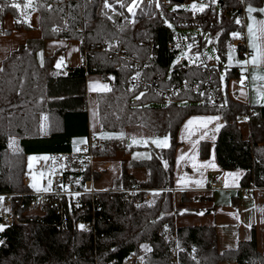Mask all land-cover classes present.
<instances>
[{
    "label": "trees",
    "instance_id": "obj_1",
    "mask_svg": "<svg viewBox=\"0 0 264 264\" xmlns=\"http://www.w3.org/2000/svg\"><path fill=\"white\" fill-rule=\"evenodd\" d=\"M1 1L2 16L12 13L17 26L23 25L22 9L11 7L13 0ZM248 1L251 7L264 3ZM108 3L111 7L105 6V0H34L42 36L20 44L0 67V192L15 194L12 203L17 215L0 230V264H122L133 253L141 255L142 264H220L226 259L264 264L256 227L247 240L220 250L216 225L175 223L172 191L176 186V148L181 142L178 131L185 118L198 112L224 114L216 143L220 164L229 170L246 168L241 179L244 186H264V105L242 103L225 95L222 104L212 105L205 95L189 89L173 100L164 99L155 85L168 87L184 77H203L208 71L173 64L175 52L170 50L169 42L175 31L165 22V14L171 17L167 8L158 9L151 1L143 0L129 12L132 0ZM66 15L70 21L67 25ZM56 25L64 27L58 31ZM238 28L236 19L223 20L212 28L223 60ZM51 37L81 39L82 48L87 50L84 63L68 66L67 70L57 68L62 50L40 61L38 53L46 38ZM107 41L116 44L107 49L103 47ZM132 54L135 57H130ZM135 61L140 67L134 66ZM218 62L213 76L220 81L222 61ZM228 70L229 77L240 73L236 66ZM91 72L115 79L110 90L99 94L104 130L119 133L128 125L141 123L159 135L168 134L171 144L151 147L148 159L123 160L124 172L116 180V188L94 195L89 191L66 194L62 206L48 204L44 214L30 213L35 190L26 182L27 156L72 154V138L90 133L87 78ZM134 72L142 73L149 81L145 92L128 87L127 79ZM245 114L252 125L249 138L243 136L239 124ZM45 120L47 136L43 135ZM104 140L106 146L95 148L94 154L115 155L127 146L113 135ZM208 146L209 142L204 141V156L209 155ZM134 166L146 167L147 180L133 176L130 167ZM64 174L85 188L86 181L97 173L87 166L79 171L65 170ZM87 221L94 228H81Z\"/></svg>",
    "mask_w": 264,
    "mask_h": 264
},
{
    "label": "crops",
    "instance_id": "obj_2",
    "mask_svg": "<svg viewBox=\"0 0 264 264\" xmlns=\"http://www.w3.org/2000/svg\"><path fill=\"white\" fill-rule=\"evenodd\" d=\"M26 2L28 0L17 1L21 5L20 9L24 8L23 5ZM252 8L255 10L252 11L253 15L248 17L246 24L248 28V46L252 50L249 59L250 67L247 66L248 70H246L248 60L246 61L241 56V60L238 59L228 66V68L236 66L240 73L229 77L228 73L230 71L227 68L228 71L225 78L220 79V81L223 84V93L226 98L233 97L242 103L245 102L256 106L257 104L264 105V12L259 11V9L264 8V3ZM22 14V18L24 20L27 19L29 21L27 23L30 26L26 22L23 25L17 26L18 24L12 13H8L5 16V32H0V38H6L8 41L12 39V42H9L7 48L0 49V67L3 66L2 64L6 56L18 48L20 44L27 41V39L42 36L40 13L35 11L32 6L31 8H27L26 11L25 8L22 9ZM250 25L252 27L251 34L249 33ZM13 34L16 36L13 37ZM253 44H255V48ZM61 50V58L63 57L61 66L67 64V66L74 67L75 65L84 63V48H82L81 40L77 38H46L44 47L38 53V56L40 61H43L44 57ZM254 56L256 57L255 63L252 62ZM88 75L87 95L90 133L72 138V154H48L50 157L58 156V162H55L57 163L55 164L54 160L49 158L47 159L48 161L43 162V165L48 164L54 168L55 173H57V168H61L63 169L61 172H65V170L79 171L88 166L90 172L97 173L88 179L91 186L96 191H106L117 187L116 180L120 179L124 172L123 160L148 159L152 154L151 147H165L163 145L157 146L154 141H164L167 138L166 146L170 145L171 141L168 134L159 135L155 130L141 123L128 125L125 128L126 130L119 133L104 130L101 121L99 94L108 91L104 90L103 86L106 85L110 90L112 85L105 78V75H102L100 72H91ZM241 81L243 82L241 83ZM223 115L221 112L193 113L185 118L180 126L178 139L181 142L176 148V186L172 188L174 206L177 211L175 223L177 225L190 226L196 224L216 225L220 250L229 247L234 248L240 240H247L252 236L253 227H256L258 248L264 253V186L256 187L251 193L244 196L240 192V186L243 185L241 179L245 174L246 168L238 167L229 170V168H225L220 164L217 158L218 154L216 153V143L220 129L224 126L225 118ZM208 117H218V119H205ZM189 120L193 122L186 128L185 125L188 124ZM239 124L242 127L243 136L249 138L252 128L249 116L245 114L240 117ZM43 132L44 136L49 135L46 120L43 124ZM92 134H99L104 139L106 136H116L119 140L126 143L127 146L120 148L115 155L104 157V155L94 154L92 161L87 164L83 163L77 152L81 144ZM204 141L209 142L208 156H204L201 153ZM14 146H17V143ZM134 146L138 147L134 148ZM73 156L75 158H72ZM68 158L72 161H69ZM130 171L137 179L147 180L148 170H146L145 166L130 167ZM212 180L220 181V186H212ZM26 182L36 190L31 185L28 175ZM8 205L10 204L8 203ZM31 212L36 215L45 213L40 208H33ZM0 216L6 218L3 212H0ZM146 247L147 249L149 248L147 244L144 245L145 250H147ZM220 264L240 263L237 260L226 259L222 260Z\"/></svg>",
    "mask_w": 264,
    "mask_h": 264
},
{
    "label": "built area",
    "instance_id": "obj_3",
    "mask_svg": "<svg viewBox=\"0 0 264 264\" xmlns=\"http://www.w3.org/2000/svg\"><path fill=\"white\" fill-rule=\"evenodd\" d=\"M87 1V0H85ZM143 0H137V4L142 2ZM154 3V5L158 9H170L171 5L174 4L175 1L184 2V0H147ZM207 1V5L203 8V11L193 10V9H182V8H174L170 10L171 17L173 20L182 28L195 29V31H188L185 33L177 32L173 34V37L170 44V50L175 52V57L179 55V60L176 64L179 65L180 68L186 67H196L198 69L202 68L205 71H208V74L203 77H184L181 81L173 83V85H169L168 87H158L155 85L158 94L161 95L166 100H173L177 95L182 93L184 90H193L198 92L200 95H205L206 98L210 101L209 103L215 105L216 103L222 104L225 101L224 93H223V84L221 81H217L213 74L215 73L216 67H218L219 62L217 58L211 57L206 52L207 40L211 38L213 43L217 46L216 37L212 34V28L216 23H221L223 20H232L236 19L239 21L240 29H237L235 38L231 40L234 42V46L237 47L239 55L247 58L248 64L250 67L249 59L252 54V50L250 49L249 42L247 41L248 36V28L246 26L247 19L251 15L252 12L248 11L249 1L248 0H240L239 4H235L230 2L229 0H205ZM0 8H2V1L0 0ZM198 8V9H199ZM2 11H0V32H4L5 29V16H2ZM184 12H187L184 14ZM64 21H66V25L70 23L68 19V15L64 17ZM63 25H56L54 29L60 31L63 29ZM82 25H79V28H82ZM81 40V39H80ZM117 42V40H116ZM116 42L107 41L104 43L103 47L107 49H112V43L116 44ZM191 45V47H189ZM216 46V47H217ZM218 49V48H217ZM84 57L87 55V50L83 51ZM130 57H135V54H132ZM137 61V60H136ZM135 61V62H136ZM135 67H140L138 62L135 63ZM63 69L67 70V64H63L61 66ZM243 73V72H242ZM109 83L114 85L115 79L114 76H111L109 79ZM149 81L144 77L142 73L134 72L131 73V76L127 79V85L131 90H143L145 92L148 89ZM105 140L103 136L99 134H92L88 136V139L81 144L78 149L77 155L82 160L83 163H89L92 161V156L94 155L93 150L95 148L105 147ZM220 181L212 180V186H220ZM86 187L81 188L78 186L77 181L68 180L66 174L60 172L55 176L53 188L52 190H38V192L33 191L32 197L30 199L31 205H29L28 211L32 213L33 208L42 209V211L46 212L45 205H60L64 203L63 197L66 194H80L82 192L89 191L92 195L96 194V190L93 186H91L90 181H86ZM257 185L249 184V185H241L240 192L244 194V196L251 193ZM14 193L8 192H0V197H6L12 203ZM14 205V203H12ZM16 212L14 207L12 206V211L10 214L6 215V221L11 224L16 217ZM83 226L86 229H92V222H84ZM176 257V256H175ZM178 260V258H174ZM122 264H141V257L138 254L133 253L131 256L127 257Z\"/></svg>",
    "mask_w": 264,
    "mask_h": 264
},
{
    "label": "rangeland",
    "instance_id": "obj_4",
    "mask_svg": "<svg viewBox=\"0 0 264 264\" xmlns=\"http://www.w3.org/2000/svg\"><path fill=\"white\" fill-rule=\"evenodd\" d=\"M27 3V2H26ZM195 4L196 8L198 9L199 7H204L207 5V1L205 0H184V2H178L175 1L173 5H171L170 10L174 9V8H182L184 9H193L192 5ZM137 6V5H136ZM24 7V5H23ZM135 7V6H133ZM24 9V8H22ZM26 11V9H25ZM166 17V24L169 26L170 29L177 31V32H188V31H195V29H189L187 27L182 28V26H179L172 17H168L166 14L164 15ZM5 32V31H4ZM16 36L15 34H13V37ZM9 42H12V39H10L9 41L6 40V38L4 39L3 37L0 38V49L3 48H7L9 46ZM217 45L215 43H213V41L211 40V38H209L207 40V46H206V52L214 58H217V60H221L222 61V68H221V79L225 78V75L227 74V68L228 66H230L231 64H233V62L237 61L238 59L241 60L242 57L239 55L238 49L236 46H234V42L230 41V44L227 45V48L225 50V54L227 56V58H225V60H223V58H220L219 56V51L216 47ZM13 52V51H12ZM179 55H177L175 57V61H173V64H176L177 61L179 60ZM243 59H245L247 61V58L243 57ZM246 70H248L247 64H246ZM30 157H32L33 159H29ZM45 157H47V159H52L55 162H58V156H51L48 155V153L46 154H35V153H31L28 155L27 157V170H26V174L28 175V178L31 182V185H35L33 186L34 188H36V190L38 189H47V190H52V186H53V178H55L56 174L60 173L63 169H58L57 168V173H55L54 168L50 167L48 164L43 165V162L48 161L47 159H45ZM75 158V157H72ZM69 159V158H68ZM69 161H72L69 159ZM57 164V163H55ZM64 173V172H63ZM154 192L157 190H153ZM8 203L10 205H8ZM0 204H2L0 206V212L4 213V216H6L7 213H11L12 211V203L8 200V198L3 197L2 200H0ZM9 206V207H8ZM4 218V217H3ZM6 219V218H4ZM2 219L0 221V225H4L7 223L6 220ZM147 249V247H146ZM141 257V255H140ZM143 262V259L141 257V264Z\"/></svg>",
    "mask_w": 264,
    "mask_h": 264
},
{
    "label": "snow or ice",
    "instance_id": "obj_5",
    "mask_svg": "<svg viewBox=\"0 0 264 264\" xmlns=\"http://www.w3.org/2000/svg\"><path fill=\"white\" fill-rule=\"evenodd\" d=\"M136 5H137V0H132L131 5L128 6V11H129V12H132V10H133V6H136ZM6 6H7V5H6ZM32 6H33V0H28V2L24 4V8H25V9H27V8H31ZM105 6H106V7H111V5L108 3V0H105ZM11 7L15 8V9H19V8L21 7V5H20V3H17L16 0H13V2H12V4H11ZM192 8H193V10L203 11V8H199V9H197L195 4L192 5ZM2 10H3V9L0 8V11H2ZM254 10H255V9H253L251 6H249V8H248V11H249V12H252V11H254ZM259 11L264 12V8L259 9ZM17 22L19 23L20 21H17ZM24 22L27 23V22H29V21L26 19ZM237 23H239V21H237ZM249 33H250V34L252 33V27H251V25L249 26ZM233 35L235 36V35H238V34H233ZM189 47H191V45H189ZM253 47L255 48V44H253ZM62 61H63V57L61 58L60 61L57 62V68L61 67V62H62ZM252 62H253V63L256 62V57H255V56L252 58ZM0 71H2V69H0ZM242 82H243V81H241V83H242ZM103 87H104V90H109V89L107 88L106 85L103 86ZM141 95H143V94H141ZM137 99H139V97H137ZM194 119H195V118H194ZM205 119H207V120H216V119H218V117H208V118H205ZM192 122H193L192 120H189V121H188V124L185 125V127L187 128L188 125H191V124H192ZM166 141H167V138H165L164 141L156 140V141H154V143H156L157 146H162V145H163V146H166ZM29 159L31 160V159H33V158L30 157ZM45 159H47V157H45ZM33 186H35V185H33ZM2 199H3V198L0 197V200H2ZM201 214H202V213H201ZM3 228H4V225H0V230H3ZM81 228H83V225H81Z\"/></svg>",
    "mask_w": 264,
    "mask_h": 264
}]
</instances>
